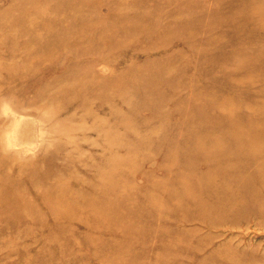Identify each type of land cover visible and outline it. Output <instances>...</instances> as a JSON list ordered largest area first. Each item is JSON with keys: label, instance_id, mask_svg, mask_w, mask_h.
I'll list each match as a JSON object with an SVG mask.
<instances>
[{"label": "rangeland", "instance_id": "374dc122", "mask_svg": "<svg viewBox=\"0 0 264 264\" xmlns=\"http://www.w3.org/2000/svg\"><path fill=\"white\" fill-rule=\"evenodd\" d=\"M263 78L264 0H0V264H264V216L146 199L176 160L221 181Z\"/></svg>", "mask_w": 264, "mask_h": 264}, {"label": "bare ground", "instance_id": "6f19581e", "mask_svg": "<svg viewBox=\"0 0 264 264\" xmlns=\"http://www.w3.org/2000/svg\"><path fill=\"white\" fill-rule=\"evenodd\" d=\"M259 83L262 89L258 93L256 106H258L259 114L262 115L260 118L262 125L256 130L249 129L241 142L242 144H238L231 153L224 154L222 151L225 150V146L221 145L217 149L218 156L215 155L217 157H212L208 161L205 159L201 165V171L209 167H212L214 171L218 169L216 173L222 175L219 183L208 180L210 175L206 172L204 182L207 183L199 186L194 180L192 162L187 163L190 165H186L182 164L180 160H176V167H162L160 177L151 178V194H149L150 198L146 197V199L160 205L151 207V210H155L154 213H159V222L177 218L181 222L188 220V223H191V220L195 218V220L199 219V222L209 225L230 224L232 227H238L244 222H250L252 218L256 219L255 216H260L257 217L258 220L263 219L264 212L260 209L259 203L264 201V78ZM194 158H199V154ZM128 172H131L130 169ZM196 173L199 172L196 170ZM150 174L148 173L147 177L151 176ZM217 174L214 175V178ZM202 199L206 202L209 201L208 207L204 206ZM185 202L198 204L201 208H205L196 210L193 205L184 204ZM162 205H166V208H163ZM148 214H152V211ZM176 232L178 234L179 231ZM176 232L174 233L176 234ZM165 234L173 235L172 233ZM200 244L198 243L197 247ZM197 247L194 249H199ZM200 250H202L201 247ZM226 255L229 257L228 254ZM209 263L211 264V261Z\"/></svg>", "mask_w": 264, "mask_h": 264}]
</instances>
